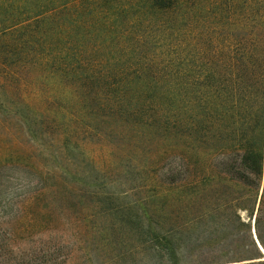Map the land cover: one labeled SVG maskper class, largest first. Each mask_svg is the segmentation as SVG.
Instances as JSON below:
<instances>
[{
	"label": "trees",
	"instance_id": "trees-1",
	"mask_svg": "<svg viewBox=\"0 0 264 264\" xmlns=\"http://www.w3.org/2000/svg\"><path fill=\"white\" fill-rule=\"evenodd\" d=\"M3 12V34L36 25L38 71L83 114L147 126L177 160L150 202L97 212L114 220L90 234L110 246L128 230L144 264H264V0H3ZM42 212L12 229L27 242L21 264L50 262L54 232L69 231Z\"/></svg>",
	"mask_w": 264,
	"mask_h": 264
},
{
	"label": "rangeland",
	"instance_id": "rangeland-1",
	"mask_svg": "<svg viewBox=\"0 0 264 264\" xmlns=\"http://www.w3.org/2000/svg\"><path fill=\"white\" fill-rule=\"evenodd\" d=\"M7 21L0 0L3 264H21L27 243L15 239L12 229L41 213L45 217L42 211L50 208L56 223L69 225V231L54 232L62 242L52 249L46 264H134L133 260L144 264L142 247L128 230L121 231L122 238L107 234L108 246L106 236L90 234L89 226L103 229L114 220L97 212L150 202L151 181H169V170L177 165L172 150L147 126L117 117L109 109L104 119L83 114L66 83L38 71L36 25L3 34ZM153 50L142 53L153 56ZM163 185L159 189L166 191ZM159 195L158 205L170 212L178 209L175 192Z\"/></svg>",
	"mask_w": 264,
	"mask_h": 264
},
{
	"label": "water",
	"instance_id": "water-1",
	"mask_svg": "<svg viewBox=\"0 0 264 264\" xmlns=\"http://www.w3.org/2000/svg\"><path fill=\"white\" fill-rule=\"evenodd\" d=\"M255 237L257 239L256 232H255ZM259 246H260V244H259ZM260 249L263 251V248L261 246H260Z\"/></svg>",
	"mask_w": 264,
	"mask_h": 264
}]
</instances>
